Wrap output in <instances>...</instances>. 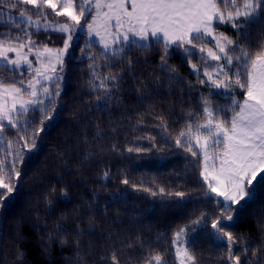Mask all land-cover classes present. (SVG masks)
Here are the masks:
<instances>
[{"label": "trees", "instance_id": "1", "mask_svg": "<svg viewBox=\"0 0 264 264\" xmlns=\"http://www.w3.org/2000/svg\"><path fill=\"white\" fill-rule=\"evenodd\" d=\"M5 21L0 19V37H24L26 30L37 47L64 44L60 32L23 24L17 29ZM219 31L239 38L230 25H220ZM262 40L264 24L254 25L247 43L254 51ZM139 45L114 58L108 53L105 60L96 44L83 46L80 39L64 56L55 119L45 121L38 151L23 149L24 162L16 165L21 172L17 190L0 209V264H113L114 254L118 264H148L156 254L164 264H178L172 241L183 227L195 264H234L226 237L217 238L212 228L222 213L234 216L225 231L236 238L233 254L241 264H264V189L248 204L224 212L212 193L205 195L201 156L175 143L196 113L203 122L202 95L214 93V107L230 100L222 90L199 83L206 80L203 72L192 71L182 49L170 48L169 67L161 70L162 44ZM194 51L192 62L203 69ZM89 65L100 76L111 72L121 78L106 107L95 99L103 90H93L100 81ZM21 76L30 72L0 64V80L13 83ZM33 115L39 127L42 116L28 113ZM4 136L16 142L14 147L24 144L10 126ZM4 143L0 148L7 147ZM4 155L0 152V158ZM13 159L7 156L9 164ZM200 218V228L191 230Z\"/></svg>", "mask_w": 264, "mask_h": 264}, {"label": "snow or ice", "instance_id": "2", "mask_svg": "<svg viewBox=\"0 0 264 264\" xmlns=\"http://www.w3.org/2000/svg\"><path fill=\"white\" fill-rule=\"evenodd\" d=\"M25 6H31V9ZM0 9L18 13L19 23L12 15L5 21L17 29L23 24L26 28L39 30L42 22L48 27V9L70 21L55 26L59 32L67 33L63 48L53 49L45 45L42 50H36L38 67H34L28 58L35 44L30 32L25 30L24 37L18 34L0 37V61L17 69L27 65L31 73L26 86L23 80L13 83L0 80V134L10 126L16 129L17 139L24 141L23 145L14 147L16 142L0 136V142H7L6 148H0L5 154L0 158V209L8 206L11 194L17 190L21 172L16 165L24 162L23 149L38 151L37 137L45 131V121L50 123L55 119L60 85L56 83L53 90L52 84L54 80L62 79L55 76L57 65L63 71V57L73 40V33L85 29L88 36L99 37L105 60L109 52L114 58L131 45L150 37L154 38L153 43L162 44L161 70L169 67L168 50L173 46L182 49L192 70L197 73L201 66L192 62L194 50L206 53V56L201 55V61L203 76L207 80H199V83H207L215 90L222 89L230 103L214 107L210 99L214 93L202 95L204 122H200V113H196L180 131L175 143L178 147L184 146L193 157L202 155L200 174L208 182L209 190L205 195L214 193L216 197H223L224 212L232 211V205L248 204L259 189H264V40L254 51L247 43L253 26L264 24V0H79V3L76 0H0ZM3 16L4 12L0 11V18ZM220 25H230L239 38L234 39L219 31ZM207 38L214 41L213 47L207 46ZM241 38L245 43L240 42ZM9 53H15V58H10ZM90 58L97 59L96 56ZM89 67L93 69L95 79L100 81L99 85L93 84V90H103L95 99L97 102L103 100L102 106L106 107L121 78L111 72L100 76L95 65ZM236 88L243 90V100L233 94ZM37 111L42 116L39 127L35 126V115L28 116L29 112ZM29 128L32 129L30 136ZM9 155H14L10 164L7 162ZM123 182L128 183L127 180ZM164 191L160 189L161 193ZM62 194L67 195L66 192ZM175 195L183 198L184 193L176 192ZM233 220V215L222 213L212 222V228L217 238L226 237L228 259L241 264V257L233 254L232 245L236 238L230 231H225L226 222ZM183 233L184 229L176 232L172 243L177 244ZM176 255L180 264H195V257L187 247H177ZM113 264H118L115 254ZM148 264H164V261L160 254H156Z\"/></svg>", "mask_w": 264, "mask_h": 264}, {"label": "rangeland", "instance_id": "3", "mask_svg": "<svg viewBox=\"0 0 264 264\" xmlns=\"http://www.w3.org/2000/svg\"><path fill=\"white\" fill-rule=\"evenodd\" d=\"M76 2L79 3V0H76ZM25 7H28L29 9H31V6H25ZM58 10H59V9H58ZM0 11H3V12H4V16H3L2 18H0V19H2V20H7V19H8V16H9V15H12V17H13V19H14L15 21L20 22V18H19V16H18V13H17V12L9 13V11H8L7 9H0ZM33 11H34V10H33ZM47 12H48V22H49V26H48V27H45L44 24H43V22H42V23H41V27H40L39 29L59 32L58 30H56V27H55V26H58L59 24H62V23H65V22H70V21L68 20V18L65 17V16H56L55 13H53L51 9H48ZM89 19H90V17H89ZM82 22H83V21H82ZM25 27H26V26H25ZM31 28L36 29L35 27H31ZM60 33H61V32H60ZM62 34H64L65 39H67V33H62ZM80 39H81V41H82L83 46H87V47H89L91 43H94V44H96V45L99 47L100 51L104 52L103 45L100 44V42H99V37H96L95 35H93L92 37L88 36V35L86 34V29H85V30H83V31L77 30V31H75V32L73 33V40L70 42V46H69V48H68V50H67V52L65 53L64 56H66V55L68 54L69 49L72 47V45H73L75 42H77L78 40H80ZM136 39L139 41V38H138V37H137ZM153 39H154V38H151V37H150L149 40H147V41H139V44H140V45H149L150 42L153 41ZM207 41H208L207 46H208V47H213V45H214V41H211V38H207ZM63 46H64V44H63L61 47H53V46H51V47H50V46H47V47H49V48H53V49H61V48H63ZM117 47H120V45H117ZM42 48H43V46L37 47V46L34 45V46H33V52H32V53H28V58H29V60L33 61V66H34V67H38V66H39V65L36 63L35 52H36L37 49H41V50H42ZM24 51L27 52V48H25ZM196 51L198 52V50H196ZM87 53H88L87 51H83V52H82L83 55H86ZM109 53H110V52H109ZM198 53H199V52H198ZM8 55H9L10 58H13V59L15 58V53H9ZM200 55H205V56H206V53H205V54H200ZM63 58H64V57H63ZM209 63H215V62H211V61H209ZM0 64H1V65H4V66H7V67H9V68H11V69H16V70H18V71L27 70V65H24L22 68L17 69V68H15V67L12 66V65L7 64L6 61H0ZM59 68H60V66L57 65V70H56L55 76H60V77H61ZM191 69H192V68H191ZM192 71H193V70H192ZM233 71H235V69H233ZM193 72H194V71H193ZM200 72H203V69H202V68H201V71H200ZM196 73H197V72H196ZM30 78H31V73H30V76H21V77H19V78H18V82L21 81V80H23V81H24V85L26 86V85H27V81H28ZM205 79L207 80L206 77H205ZM56 83H59V85H60V89H61V83H62V80L60 79L59 81H55V80H54V82H53V84H52V88H53V90H55V84H56ZM213 90H215V89H213ZM221 90H222V89H221ZM241 91H242L241 89L236 88V89L234 90V93H233V94L236 96V98L239 99V100H243V95L240 94ZM222 93H223L224 95L227 96V93H225L223 90H222ZM203 122H204V120H203ZM203 122H202V123H203ZM5 123H6V122H5ZM0 136L5 137V136H4V133L0 134ZM4 144H5L4 142H0V146H2V145H4ZM210 151H211V149H210ZM199 155L201 156V160H202V170H203V157H202L201 154H199ZM202 170H201V172H202ZM202 178H203V177H202ZM203 179H204V178H203ZM209 179L211 180V178H209ZM204 181H205V180H204ZM205 182H206V184H208L207 181H205ZM212 194L214 195V197H215V198H216V199H217L222 205L224 204L223 197H216L214 193H212ZM241 203H242V202H241ZM196 221H200V222H199V223H196ZM196 221L192 222V224H191V230H196V229L200 228V226H201V218H200V219H197ZM182 229H184V233L182 234V236H181L180 240L177 242V244H174L175 254H176V249H177V247H181V248L185 247V242H186V228L183 227ZM176 257H177V255H176ZM177 262H178V264H180V260H179L178 258H177Z\"/></svg>", "mask_w": 264, "mask_h": 264}]
</instances>
